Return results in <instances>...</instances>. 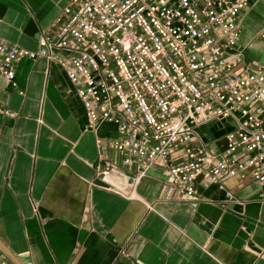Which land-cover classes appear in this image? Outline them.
Masks as SVG:
<instances>
[{
  "label": "crops",
  "instance_id": "0c3cea01",
  "mask_svg": "<svg viewBox=\"0 0 264 264\" xmlns=\"http://www.w3.org/2000/svg\"><path fill=\"white\" fill-rule=\"evenodd\" d=\"M70 0H0V39L26 49ZM223 4L231 0H220ZM237 18L239 64L264 69V0ZM0 100V264H264V186L198 176L186 198L171 184L173 155L137 176L111 147L116 125H86L65 70L44 57L15 64ZM226 124L196 128L211 150ZM114 166L109 181L103 167Z\"/></svg>",
  "mask_w": 264,
  "mask_h": 264
},
{
  "label": "built area",
  "instance_id": "2783aa9c",
  "mask_svg": "<svg viewBox=\"0 0 264 264\" xmlns=\"http://www.w3.org/2000/svg\"><path fill=\"white\" fill-rule=\"evenodd\" d=\"M247 0H70L53 26L26 49L0 39V92L16 62L44 57L60 65L84 108L86 125H116L111 147L137 176L173 155L167 176L186 198L198 176L250 178L264 186V69L239 64V13ZM264 36V32L261 33ZM12 113L0 100V116ZM226 118H230L231 124ZM229 129L211 150L200 125ZM108 179L114 166L103 167Z\"/></svg>",
  "mask_w": 264,
  "mask_h": 264
},
{
  "label": "water",
  "instance_id": "95a60500",
  "mask_svg": "<svg viewBox=\"0 0 264 264\" xmlns=\"http://www.w3.org/2000/svg\"><path fill=\"white\" fill-rule=\"evenodd\" d=\"M227 121H229L231 124H233V122L230 120V118H226ZM1 248L6 252L5 248L0 244Z\"/></svg>",
  "mask_w": 264,
  "mask_h": 264
}]
</instances>
